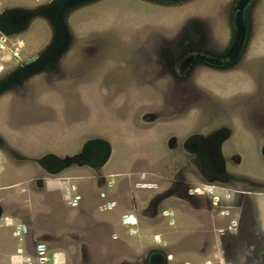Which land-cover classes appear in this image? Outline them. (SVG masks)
<instances>
[{
  "label": "rangeland",
  "instance_id": "rangeland-1",
  "mask_svg": "<svg viewBox=\"0 0 264 264\" xmlns=\"http://www.w3.org/2000/svg\"><path fill=\"white\" fill-rule=\"evenodd\" d=\"M48 1L0 0V11L13 29ZM235 1L100 0L66 17L69 48L53 71L0 93V264H41L38 246L44 264H262L253 230L264 231V0L232 68L191 62L227 52ZM28 17L4 37L0 81L53 40L44 16ZM96 141L109 151L102 164L101 150L85 153ZM50 155L63 167L43 169ZM217 165V181L228 179L214 195L223 200L229 184L254 193L248 210L213 216L204 196L185 194L186 184L211 187L198 168Z\"/></svg>",
  "mask_w": 264,
  "mask_h": 264
},
{
  "label": "flooded vegetation",
  "instance_id": "flooded-vegetation-1",
  "mask_svg": "<svg viewBox=\"0 0 264 264\" xmlns=\"http://www.w3.org/2000/svg\"><path fill=\"white\" fill-rule=\"evenodd\" d=\"M11 30H12L11 26L6 25V8H5V9L0 11V34H3L4 37H6L5 36L6 32H10ZM234 46L236 47L237 44ZM210 55L209 54H197V55H195L194 59L191 62L210 66L211 68H214V69H227V66L230 63V59H231V57H233L234 52H232L231 55L226 57V58H223L222 56L215 57V56H212V55L210 56ZM212 57H215V58H212ZM50 58H51V53H49L47 55H43V56H41V54H39L37 59L35 60V62L33 64L27 65L26 64L28 61L27 60L26 62L20 64L16 69L9 71L8 74H6V78H3V80L0 81V93L6 92V90H8V89H11L12 87H16L19 84H22L23 81H25L27 78L29 79L31 76L33 77L34 75L52 72L53 70L49 69L50 68ZM25 65H27V66H25ZM40 67L42 69L37 71L36 73L32 72V70L29 71V69H34V68L36 69V68H40ZM3 143H4L3 145H2V143H0V152L6 153V149H5V147H6L5 143L6 142L3 140ZM4 145H5V147H4ZM97 149L103 151V153H107L106 143L104 142V144H102V145H95V146L91 147L88 150V152H92L93 150H97ZM11 150H13V149H11ZM13 151H15V153H17L16 150H13ZM193 153L199 159H201L202 156H204L206 153H210V152H208V151H202V152L195 151ZM215 153L217 154L218 151L216 150ZM17 154H19V153H17ZM210 154H213V153H210ZM54 160H56V158H54V156L50 155L47 159H45L41 163L40 166L43 169L49 170V171H52V167H55L54 171H57L63 167V165L60 162H59L60 163V166H59L58 161H54ZM217 160L219 163L220 161L218 158H217ZM215 169H217L216 170L217 172L211 173L203 167L198 168L199 173H202V170H204L206 172L204 174L211 176L207 182V183H210L209 186H211V187L202 186L201 189L193 191V190L189 189V186L193 185V184H186L187 187L185 189V194L187 193V195H189V196H193V195H198L199 197L204 196L205 200H206V204L204 206H205V208H207V212L213 216L215 214H218L220 217H222L223 215L228 216V215H230L229 210L231 212H233V210H235V209H239V210L247 209L248 210L250 208V202L246 201V199H248V198H246V196L250 195V194L254 195V193H246L245 191L244 192H241V191L237 192V191H234L232 189L233 185L227 184L228 185L227 186L228 188L226 191L227 194L225 195V197L223 194V196H222L224 198L223 200L222 199L219 200L217 195L216 196L214 195L215 193L213 192V189L225 190L226 187L222 188L219 186V184L225 185L227 182H221V181H224V179H226V180L228 179L225 175V176H222V180L217 181L218 177H220V174L218 172L219 171L218 165L215 167ZM139 185H141V184L137 182L134 184V187L139 188ZM183 185H185V183L181 182V186H183ZM144 186H151V185L146 184ZM11 188H13V186L10 185L9 189H11ZM71 189H74L73 186H71ZM140 189H143V188H140ZM169 191H170V194H172V195H176L177 192L184 193V190H183V188L181 189V187H179L178 190H173V191L169 190ZM231 193H234L235 195H231ZM242 195H245V196H242ZM73 196L75 197V194H73ZM239 197H240V199H239ZM241 197H243L244 199H241ZM100 199H103V200L107 199L106 192L101 193ZM224 200H227L230 203V205H226V203L223 202ZM224 205H226V206H224ZM241 207H242V209H241ZM172 214L173 213L170 211H164L162 215H163V217L169 218L172 216ZM0 216H1V212H0ZM212 220H213V218H210L211 223H212ZM239 220H240V218L233 219V220L229 221L230 226L228 229L226 228L228 226L227 225L226 227H224L225 229L221 228L220 231H218L219 237L223 238L226 234H232V233L237 232L240 228ZM171 224H173V222H171ZM255 224L261 230H253L254 234H255V236H257V239L260 238V240H261L260 246L263 245V247H264V231L262 230V226L259 222L255 223ZM25 235H26V232H25ZM16 251L18 252V249ZM221 254H222V252H221ZM261 255H262V253L260 252V256ZM259 259L262 260V264H264V254Z\"/></svg>",
  "mask_w": 264,
  "mask_h": 264
},
{
  "label": "water",
  "instance_id": "water-1",
  "mask_svg": "<svg viewBox=\"0 0 264 264\" xmlns=\"http://www.w3.org/2000/svg\"><path fill=\"white\" fill-rule=\"evenodd\" d=\"M100 0H49L45 6H42L38 10L32 12L25 11L20 16V20L16 27H14L10 32H6L5 36L16 35L19 31L24 30L27 26L30 17L32 16H44L49 23L51 24L54 36L51 44L45 49L41 56L51 53L50 66L55 65L58 60L63 56V54L69 48L70 42V32L66 26V17L73 11L97 2ZM153 2L159 5H172L183 0H152ZM257 0H236L232 6L230 14V23L232 29V40L230 47L227 52H225L222 57L226 58L234 52L233 57L230 59V63L227 68H232L242 56L243 52L247 47V42L249 39V19L251 10ZM6 24L11 26L10 12H6ZM18 27V28H17ZM237 46L235 47L234 45ZM38 56L33 57L27 61V65L33 64ZM218 57V56H215ZM25 65V66H27ZM42 68L29 69L32 72L36 73ZM31 72V73H32ZM104 142L96 141L90 142L85 148V153H88V150L95 145H102ZM103 152V151H102ZM107 153H103V158H99V164H102L107 159ZM98 164V163H97Z\"/></svg>",
  "mask_w": 264,
  "mask_h": 264
},
{
  "label": "built area",
  "instance_id": "built-area-1",
  "mask_svg": "<svg viewBox=\"0 0 264 264\" xmlns=\"http://www.w3.org/2000/svg\"><path fill=\"white\" fill-rule=\"evenodd\" d=\"M6 38L4 36H0V49H5ZM128 224H133L132 219H127ZM19 251V250H18ZM37 253H39L40 257L38 258L39 262L41 264L50 262V259L48 257H44L46 255L44 248L42 246L37 247Z\"/></svg>",
  "mask_w": 264,
  "mask_h": 264
},
{
  "label": "crops",
  "instance_id": "crops-1",
  "mask_svg": "<svg viewBox=\"0 0 264 264\" xmlns=\"http://www.w3.org/2000/svg\"><path fill=\"white\" fill-rule=\"evenodd\" d=\"M10 128V127H9ZM34 129H37V130H40V128H37V127H27V129L25 130V132H23V134H26V133H28V132H33V130ZM10 130V129H9ZM30 143H34V144H38V142L37 141H35V139L34 138H32V139H30V141H29ZM0 160H1V157H0ZM17 250V249H16ZM16 254L17 255H19V253L16 251ZM20 256V255H19Z\"/></svg>",
  "mask_w": 264,
  "mask_h": 264
},
{
  "label": "clouds",
  "instance_id": "clouds-1",
  "mask_svg": "<svg viewBox=\"0 0 264 264\" xmlns=\"http://www.w3.org/2000/svg\"><path fill=\"white\" fill-rule=\"evenodd\" d=\"M0 36H4L3 34H0Z\"/></svg>",
  "mask_w": 264,
  "mask_h": 264
}]
</instances>
